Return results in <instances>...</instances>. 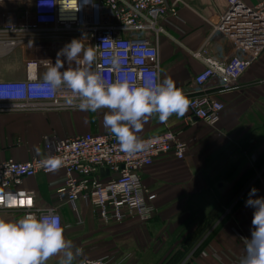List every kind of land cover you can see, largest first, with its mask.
<instances>
[{"label": "crops", "instance_id": "1", "mask_svg": "<svg viewBox=\"0 0 264 264\" xmlns=\"http://www.w3.org/2000/svg\"><path fill=\"white\" fill-rule=\"evenodd\" d=\"M181 1L177 17L164 23L165 34L158 41L159 78L171 79L189 98L192 78L203 68L191 54L204 49L222 59L234 51L221 35L211 33L229 0ZM236 1L252 7L263 0ZM21 7L19 0H0V22L3 13ZM71 41L64 38L37 45L43 53L52 50L56 57ZM14 56L15 52L0 57V80L23 79ZM68 66L64 60L61 71ZM46 71L40 70L39 76L43 78ZM218 99L224 108L214 128L195 118L189 121L186 111L165 122L153 114L136 132L139 139H145L169 130L180 133L187 144L183 160L172 154L161 156L140 173L142 184L155 195V212L146 223L137 219L101 223L81 200L76 202L77 214L73 213L64 196L56 197L65 181L62 170L25 179L16 190H33L37 209L59 207L65 238L82 250L73 264L97 259H111L112 264H239L245 254L244 237L251 235L254 209L246 207L248 194L255 187L256 195L264 197V51L241 76L236 89L220 92ZM107 112L0 110V163L42 158L47 135L66 139L110 133L103 123ZM77 217L84 227H75ZM0 218L18 221L21 215L0 211ZM47 264H60V257L50 258Z\"/></svg>", "mask_w": 264, "mask_h": 264}, {"label": "built area", "instance_id": "2", "mask_svg": "<svg viewBox=\"0 0 264 264\" xmlns=\"http://www.w3.org/2000/svg\"><path fill=\"white\" fill-rule=\"evenodd\" d=\"M19 1L21 10L1 15L0 57L38 42L76 39L95 53L90 70L99 71L109 83L127 76L137 84H142L148 73L159 74L158 41L165 34L164 23L177 17L178 5L182 4L181 0L171 4L165 0ZM211 33L227 40L234 53L222 59L208 55L204 49L191 54L203 68L192 78L187 113L189 121L195 118L214 128L224 108L219 93L236 89L241 76L264 51V0L252 7L229 0ZM56 59L27 62L22 80H0V86L24 88L22 99L0 100V110H80L65 103L66 88L50 98L32 95L34 89L48 87L39 76L40 70L47 69V61L55 64ZM140 141L145 147L129 157L111 133H86L66 139L47 135L42 158L0 163V211H18L21 218L28 214L55 215L62 226L58 206L37 209L33 190H16L25 179L62 170L65 181L56 197L61 200L64 196L73 213L77 214L76 202L81 200L101 223L129 219L146 223L155 212V195L142 184L140 173L161 156L172 154L183 160L187 144L180 133L169 130ZM47 157L59 158L61 167L55 171L41 167L39 161ZM100 170L108 173L101 176ZM225 212L230 213V209ZM77 264H112V260H83Z\"/></svg>", "mask_w": 264, "mask_h": 264}, {"label": "clouds", "instance_id": "3", "mask_svg": "<svg viewBox=\"0 0 264 264\" xmlns=\"http://www.w3.org/2000/svg\"><path fill=\"white\" fill-rule=\"evenodd\" d=\"M61 56L69 65L63 71ZM94 59L91 48L85 49L80 40L73 39L57 52L55 64L47 61L43 80L48 87L34 89L33 97L50 98L57 90L66 88L65 103L68 106L91 112L108 109L103 119L104 127L115 136L121 150L129 157L145 147L136 132L150 116L158 114L159 120L165 122L173 114L183 116L187 111L189 101L171 79L160 81L158 73H148L142 84L127 76L109 83L99 71L90 70ZM23 97V85L0 86V100L13 101ZM35 152L40 155V148L36 147ZM39 164L55 171L62 161L47 157ZM257 191L253 187L246 200V207L254 211L251 235L244 237L245 254L239 264H264V197H258ZM81 252L65 238L64 228L55 215L28 214L18 221L0 218V264H47L52 257H60V264H73Z\"/></svg>", "mask_w": 264, "mask_h": 264}, {"label": "rangeland", "instance_id": "4", "mask_svg": "<svg viewBox=\"0 0 264 264\" xmlns=\"http://www.w3.org/2000/svg\"><path fill=\"white\" fill-rule=\"evenodd\" d=\"M55 43V42H54ZM37 43L35 44V46H32V44L30 45H26L24 47V50H16L15 51V58H14V66L18 67L22 70H24L25 64L27 62H31V61H39V60H44L45 58H51L54 57L55 55L53 54L52 50L50 51L51 54H48V51H45V53H43L44 51H42V49L39 47L40 45ZM51 48V47H50ZM54 55V56H53ZM57 57V56H56ZM61 59L66 60L65 57H61ZM75 67V65H74ZM2 69V68H0ZM84 221H75V227H84Z\"/></svg>", "mask_w": 264, "mask_h": 264}, {"label": "water", "instance_id": "5", "mask_svg": "<svg viewBox=\"0 0 264 264\" xmlns=\"http://www.w3.org/2000/svg\"><path fill=\"white\" fill-rule=\"evenodd\" d=\"M107 174L108 173V171L107 170H105V171H103V170H100V175L102 176L103 174Z\"/></svg>", "mask_w": 264, "mask_h": 264}]
</instances>
